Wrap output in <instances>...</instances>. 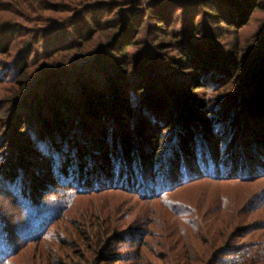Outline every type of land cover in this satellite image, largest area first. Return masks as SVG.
Here are the masks:
<instances>
[{
	"label": "rangeland",
	"instance_id": "obj_1",
	"mask_svg": "<svg viewBox=\"0 0 264 264\" xmlns=\"http://www.w3.org/2000/svg\"><path fill=\"white\" fill-rule=\"evenodd\" d=\"M220 2L223 12L232 14L235 19L236 10L232 0H220ZM19 3L26 7L21 1ZM203 3L202 0H171L160 5L143 4L132 17L125 13V9L129 8L128 5L102 3L105 4L104 7L101 5L100 8L88 9L90 13L87 21L80 16L83 9L87 8V3H77L74 6L70 5V12L46 13L44 18L47 23L41 26L16 19V16L5 17L0 13V25H9L12 29L8 28L7 32L14 35V41L10 40L12 41L10 46L8 44L10 38H7L6 34L0 35V52H4L7 46L15 48V53L0 57V80L7 78L3 81L5 83L0 84V242L11 244L10 252H7L5 257L0 255V264L3 262L4 264H222L227 256L246 244H250V250L256 253L263 252L264 195L259 197L260 210H248L246 203H251L255 196L258 197L260 191L264 190V183L262 185L238 182L214 183L211 180H204L180 187L160 199L153 196L142 199L137 193L114 189L96 193L85 192L82 191L83 188H77L70 182L62 183L54 178L49 181L50 188L40 192V197L36 199V203L34 202V206L36 205L40 210V218L42 216L44 220H38L31 225L27 220V208L16 204L17 195L10 191V188L14 187L19 189L17 175L29 179L39 168L36 154L27 157L32 162L30 165L33 169H30L25 167V163L17 161L23 157L22 154L11 156L10 149L6 147L11 136L7 128V114L17 110L6 101L15 90L12 82L17 81L16 74L26 68L30 76L34 75L33 79L36 76L40 79L42 69L50 67L55 60L62 61L69 55L77 53L79 62L73 71V81H78L83 75L90 76L92 85L104 87L107 80L115 79L110 65H106L105 70L99 74L95 61L82 62L89 60L87 56L98 53L107 36L112 34L111 29L120 21L123 24L124 20H128L130 25L132 23L139 26L146 19L138 34L125 33V42L132 43V46L129 49L124 47L125 54L120 52V47L116 56L120 63L129 66L130 74H136L134 71L138 72L139 64L143 62L147 72L161 73L159 78L161 85H167L168 89L176 92H180L181 89L188 90L189 86L197 87L193 82L201 75V78L198 77L199 84L204 86V89L196 90L195 94H199L206 102L207 115L211 116V110L215 111V114L209 117L214 120L213 122L220 124L218 121L222 119L219 111L238 110L235 105L226 102V98L235 90L233 72L228 76L219 68L213 69L210 64L202 68H199L201 64L199 67L197 64L196 67H192L186 62L184 55L192 57L189 50V41L192 39L202 42L199 48L207 54L203 45V36L208 33L209 36L205 40L210 39L222 54L236 61L241 57V50L246 45H250L257 37V33L263 30L264 0H258V8L247 22L240 27L237 23L234 25L235 28L231 29L228 25L215 26L207 14V7L204 5L202 7ZM0 4L7 3L0 1ZM156 12L159 19L164 22L158 28L154 19L150 18L154 17ZM92 33L95 34L94 40L85 45L80 43L81 36L85 37ZM23 35V38H19ZM72 40H75L76 44L71 50L59 54L53 53V47L57 45L54 42L68 43ZM26 45H29L30 49L24 52ZM104 53L105 51L99 54ZM171 67H178L180 72H172ZM227 68L229 70V67ZM133 78L128 80L126 85H121L125 88L132 85L131 91L127 93L130 98H134V94L138 93L137 79L134 81ZM138 96L143 97V95ZM245 107L246 105H243L236 114L240 121ZM31 111L32 108L28 112ZM134 119L131 124L128 123L131 132L137 129L135 126L137 118ZM91 122L93 126L97 124L94 120ZM181 122L182 119L177 117L176 123L172 125L175 129L172 133L167 131L157 133L163 137L159 145L164 143L165 145L162 148L158 145L156 149L159 152L166 151L159 158L157 157L159 152L154 153V151L151 159H156L154 165L160 163L161 169L171 162L172 152L181 144L177 143L179 135L175 134ZM120 129L122 126L118 128L117 125V130ZM33 130L29 129L28 136H33V138L30 136V139L32 138L30 143L33 142L35 146L38 142L36 138L40 134L39 131L33 133ZM123 130L122 133H125L129 129L123 128ZM228 136L230 135L225 136L224 142L220 143L219 148L222 151L228 149L226 138ZM153 144L143 152L147 154V150L151 149ZM140 147L133 146L134 155L142 151ZM35 149L40 151L39 145L33 150ZM93 154L96 152L92 151L91 155ZM46 157L48 158L47 155ZM39 158L43 159L42 155ZM7 177L11 180L8 181ZM217 200H229V206L234 203L237 207L235 215L234 212L228 215L220 213L215 204ZM27 207L31 206L28 204ZM92 224L96 226L93 231L90 229ZM99 225L103 226L104 230L122 231L125 242H114L112 235H108L101 245L104 248L100 253L101 248L98 245L105 235L98 234ZM19 226L25 227L22 229ZM103 227L102 232L105 233ZM227 250L229 252L225 253ZM224 253L225 255H222Z\"/></svg>",
	"mask_w": 264,
	"mask_h": 264
},
{
	"label": "trees",
	"instance_id": "obj_2",
	"mask_svg": "<svg viewBox=\"0 0 264 264\" xmlns=\"http://www.w3.org/2000/svg\"><path fill=\"white\" fill-rule=\"evenodd\" d=\"M0 1L7 3L0 4V13L5 17L12 15L16 16V19L41 26L47 23L44 18L46 13L70 12V5L74 6L77 3H87V8L82 12L84 14H79L87 21L90 7L95 9L100 8L101 5L104 7L109 2L128 5L129 8L125 9V13L132 17L143 4L160 5L171 0ZM19 1L26 7L20 5ZM202 1L204 2L202 7L203 5L207 7V14L212 23L218 27L228 25L230 29L235 28L234 25L237 23L240 27L247 22L259 6L258 0H232L236 10L234 19L232 14L223 12L220 0ZM150 18L154 19L157 28L164 24L157 12L154 13V17ZM145 20L139 26L132 23L130 25L128 20H124L123 24L120 21L111 29L112 34L107 36L106 41L97 51L98 53L87 56L89 60L82 62L95 61L99 74L105 70L106 65H110L115 79L107 80L104 87L92 85L90 76L83 75L78 81H73V71L79 62L77 53L69 55L62 61L55 60L50 67L42 69L40 79L37 76L33 79L34 75L30 76L26 68L16 74L17 81L12 82L15 90L6 101L14 109L17 108L12 114L11 112L7 114V128L11 136L6 147L10 149L11 156L22 154L23 157L17 161L25 163L26 168L33 169L30 165L32 162L27 157L36 154V159H38L39 168L35 170L33 176L24 179L17 175L19 189L10 188V191L17 195L16 204L27 208L26 215H28L29 225L37 223L38 220H44L42 216L40 218V210L36 205L34 206V202H37L36 199L40 197V192L50 188L49 181L54 178L62 183L70 182L77 188H83L82 191L85 192L96 193L114 189L137 193L142 199L151 198L150 196L160 199L177 191L180 187L204 180H211L214 183L238 182L239 184L257 183L259 185L264 183V24L263 30L257 33V37L250 45H246L241 50V57L236 61L222 54L210 39L206 41L208 33L203 36V45L206 47L207 54L200 49L202 42L193 39L189 41L192 57L186 54L184 57L190 66L196 67L195 64H197L199 67L201 64L199 68H202L210 64L213 69L219 68L228 76L233 72L235 90L231 96L226 98V102L239 109L235 112L219 111L222 120H219L220 124H217L209 118L215 114V111L211 110V116L207 115L206 102L199 94H195L196 90L204 89V86L199 84L198 77L201 78V75L197 76V80L193 82L197 87L189 86L188 90L181 89L180 92H176L168 89L167 85L159 83L161 74L159 71L147 72L142 62L139 64V71H134L136 74L133 75L130 74L129 66L120 63L116 58L120 47V52L125 54L124 47L129 49L132 46V43L125 42V33L138 34ZM8 28L9 25H0V35L6 34L7 38H10L8 43L10 46L14 41V35L7 32ZM17 28L21 29L20 26ZM17 35L20 34L17 33ZM94 36L93 33L85 37L81 36L79 41L85 45L92 39L94 40ZM23 37L24 35L19 36V38ZM212 37L214 38L213 35ZM54 43L57 45L53 47V53L59 54L71 50L76 41L72 40L68 43L56 41ZM9 46L4 48V52H0V57L15 53V48ZM26 46L24 52L30 49L29 45ZM102 50L105 53L100 55L104 52ZM170 70L175 73L180 72L178 67H171ZM132 77L134 81L137 79L136 84L138 83V93L134 91L137 93L134 94V98L128 97L127 94L131 91L132 85L126 88L121 86L126 85ZM6 79L0 80V84L5 83L3 81ZM138 95H143V97ZM243 105L246 107L240 121L236 114ZM31 108L32 111L28 112ZM177 117L182 119L175 133L179 135L177 143L181 144L180 147L177 145V150L172 152V156L170 155L171 162L161 169L159 168L160 163L154 165L156 159H151L154 151V153L159 152L156 148L160 146V139L163 138L157 133L175 131L172 125L176 123ZM134 118H137L135 124L137 129L131 132L128 123L131 124ZM93 120L97 122L94 126L91 122ZM215 123L217 125H214ZM117 125L118 128L122 126V129L117 130ZM30 127L34 129L33 133L39 131L40 134L39 137L35 135L38 141L35 146L33 142L30 143L33 136L30 135L31 139L28 136ZM123 128L129 130L122 133ZM199 132L202 135L197 134ZM135 133L136 138H134ZM227 135H230L229 138L226 137L228 149L222 151L219 146ZM89 137H91L90 140ZM134 144L141 146L142 151H139V154H133ZM151 144L154 148L147 150V154L144 153L145 148L148 149ZM37 145L40 151L33 150ZM164 145L165 143L160 148ZM92 151L96 154L91 155ZM164 151L159 152L157 157L164 154ZM41 155L43 159L39 158ZM46 155L48 158H45ZM44 161L47 163H43ZM10 180L8 178V181ZM262 195H264V190L260 191L258 197H254L253 202L246 203L248 210H260L259 197ZM229 203V200L215 202L220 213L228 215L234 212L235 215L237 207L234 203L229 206ZM28 204L31 207H27ZM37 216L39 217L36 218ZM94 225L90 227L92 231L96 227ZM24 227L19 226L22 229ZM102 227L98 229V234L105 235L101 238L103 239L101 244L98 245L101 248L100 253L103 252L104 246L101 247V245L108 235H112L114 242H125L122 231L104 230L103 227L104 233ZM2 243L0 242V255L5 257L10 252L11 244L4 241ZM250 248V244L238 247L236 252L233 251L227 256L222 264H264V250L256 253ZM228 252L229 250L225 253ZM235 253H237L236 256H234Z\"/></svg>",
	"mask_w": 264,
	"mask_h": 264
}]
</instances>
